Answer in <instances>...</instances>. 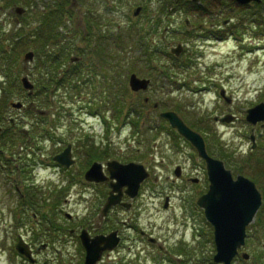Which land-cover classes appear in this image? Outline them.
<instances>
[{"label": "rangeland", "instance_id": "obj_1", "mask_svg": "<svg viewBox=\"0 0 264 264\" xmlns=\"http://www.w3.org/2000/svg\"><path fill=\"white\" fill-rule=\"evenodd\" d=\"M146 2L147 9L134 18L132 10ZM224 2L228 3L208 0V8L198 10L202 7L199 1L190 7L182 6L183 0H179L178 6L167 3L171 10L160 16L154 9L159 8L161 0L74 2L73 8H67L69 15L64 20L67 28L62 40L50 48L54 57L51 74L46 65L40 67L36 58L30 64L20 61L16 68V87L6 94L7 81L0 73V120L3 128L8 129L4 130L6 140H0V157L14 155V159L0 162V264H25L14 250L19 236L36 250L42 245L49 247L37 253L40 264L56 257H61L62 264H82L84 252L77 239L69 238L70 230L109 232L119 228L126 241L116 253L104 257L101 264H179L177 259L192 264L195 259L197 264L211 263L215 253L213 228L195 203L208 189L204 167L196 159L200 180L197 189L186 186L185 193L175 191L177 199L172 201L171 210H164L163 198L158 195L168 193L164 182L168 164L181 162L183 156L179 152L181 145L176 147L172 138L154 122L159 120V112L149 120L142 118L136 122V107L145 98H149L150 104H163L161 110L177 111L184 122L204 137L209 133L219 136L222 140L219 148L227 153L221 157L226 169L256 184L263 206L247 230L244 252L250 255V260L244 264H264V164H257L264 161V129L254 128L255 137L262 135L255 150L250 152L253 127L245 122L246 110L264 103V38L253 36L247 26L232 27L233 20L223 30V41L195 40L200 29L221 27L220 12L227 10ZM262 11L264 15V8ZM158 16L166 17L160 26ZM15 19L16 14L9 9L6 15L0 16V24L10 29L18 24ZM129 27L133 30L129 31ZM92 28L91 32L87 31ZM181 34L191 35V39ZM101 35H105L107 49H102L103 54L99 56L94 50ZM137 41L145 45L161 44L167 52L175 46L173 43L180 41L185 52L174 60L167 55L159 54L158 59L151 56L154 71H150L144 68L145 49H140ZM72 48L81 50L68 55ZM72 57L104 70L109 77L108 97V85H102L101 75L93 78L97 70L77 68L70 61ZM0 71H3L1 61ZM131 74L149 79L150 88L139 94L132 93L128 87ZM25 76L37 84L30 98L19 83ZM221 89L232 100L231 108L218 96ZM194 90H198V95H193ZM114 100L125 103L117 117L112 110ZM16 103L24 107L20 111L12 109L11 105ZM228 109L238 120L229 125L215 123L214 118ZM103 119L107 121L108 138ZM10 120L15 124L9 126ZM46 135H51L54 143ZM208 142L210 150L216 152L213 142L210 139ZM68 145L72 146L74 167L70 171H54L52 158ZM90 153L89 158L103 163L108 159L149 163L152 177L156 175L159 181L146 184L135 212L115 211L108 219L101 220L99 197L103 189H90L80 180L88 169ZM237 168L242 170L238 172ZM19 189L25 194V206L18 205ZM151 193L154 199L149 198ZM182 198L187 200V205L182 204ZM185 210L194 216V223L184 220ZM67 214L71 221L67 220ZM128 218L134 219L137 228H145L160 239L164 250L145 247L137 256V244L131 241L134 237L129 229L131 224H122ZM234 264L243 263L239 259Z\"/></svg>", "mask_w": 264, "mask_h": 264}, {"label": "water", "instance_id": "obj_2", "mask_svg": "<svg viewBox=\"0 0 264 264\" xmlns=\"http://www.w3.org/2000/svg\"><path fill=\"white\" fill-rule=\"evenodd\" d=\"M235 1L241 5L260 3V0ZM15 12L21 15L23 10L16 9ZM139 12L140 10L138 9L134 15L137 16ZM173 53L177 52L173 51ZM32 59V53L25 55V62L32 61ZM21 82L25 90L31 91L33 89L27 78H23ZM130 87L134 91L146 89L147 82L139 81L135 76H132ZM13 108L20 109L21 104L13 105ZM247 114L246 120L253 125L258 122H264V105L261 104L248 110ZM164 117L170 120L171 126L176 128L181 136L192 143L197 149L199 157L206 162L210 183L209 191L199 199L197 205L204 210L207 222L214 228V243L216 247L214 263L231 264L232 260L237 256L238 250L244 246L246 228L252 223L255 214L261 206V196L254 184L249 180L238 177L236 181H233L230 173L224 170L221 162L208 157L203 139L184 126L175 115L166 114ZM68 153L69 151L66 150L65 153L59 156L61 162L68 157ZM108 168L112 180H116L118 184H127L130 189L135 187L137 190L140 182L147 177L143 168L134 164L122 166L118 163H112L108 165ZM93 171L87 174V178H91ZM112 189L113 192L117 191L115 190L116 184ZM136 190L134 191L136 192ZM117 199L111 196L108 204H113L114 201L117 202ZM81 240L87 251L86 264H95L100 259L101 253L111 248L108 244L102 248L99 246V242L89 244L84 233L81 235ZM17 249L20 254L30 257V252L26 245L21 243ZM243 258L247 260L248 256L243 255Z\"/></svg>", "mask_w": 264, "mask_h": 264}, {"label": "trees", "instance_id": "obj_3", "mask_svg": "<svg viewBox=\"0 0 264 264\" xmlns=\"http://www.w3.org/2000/svg\"><path fill=\"white\" fill-rule=\"evenodd\" d=\"M74 1V0H73ZM72 0H0V16L6 15V11L13 9L15 7H22L26 10V13L22 17H16L18 22L17 25L7 29L0 24V61L2 63V70L0 73L4 76L7 81V90L5 89L4 93L10 92V89L16 87L17 66L19 62L22 61L24 54L32 49L36 59L39 64L47 67L49 74H51V65L53 64L54 57L52 56V46L55 47L62 40L61 36L64 33V29L67 28L64 21L69 11L67 8H73ZM77 2L83 0H75ZM179 0H162L159 8H167L170 5L178 6ZM199 2H205L206 0H198ZM183 0L182 6H192L191 2L185 3ZM147 4V3H146ZM146 9V6H144ZM203 8V7H202ZM208 8V6H207ZM249 8V7H248ZM248 8H245L244 11H241L240 17L241 21L245 22L246 17H251V21H248V24H252L255 30L258 32H264V15L262 9L264 8V0H261V4H254L252 11H249ZM198 9H201L199 7ZM165 12L161 11L158 15H163ZM157 18H160V17ZM205 16V15H204ZM228 16L227 18H229ZM162 21L158 19V23ZM128 30V29H126ZM133 30L132 27H129V31ZM103 41H99L97 44V54L101 56L102 49L104 46L101 44ZM119 42L117 48L119 50ZM79 49H70L68 50V55L73 52H77ZM148 50V48H146ZM151 53L148 55L147 60H144V66L149 68L150 71H154L152 67V62L154 59H151V56H158L160 49L157 46L151 47ZM159 57H157L158 59ZM127 61V60H123ZM152 61V62H151ZM77 68H80L79 66ZM58 73V71H54ZM80 72L76 71V74ZM124 107V105H123ZM2 135H7L6 132ZM1 135V136H2ZM222 156V154H220ZM3 158V157H2Z\"/></svg>", "mask_w": 264, "mask_h": 264}, {"label": "flooded vegetation", "instance_id": "obj_4", "mask_svg": "<svg viewBox=\"0 0 264 264\" xmlns=\"http://www.w3.org/2000/svg\"><path fill=\"white\" fill-rule=\"evenodd\" d=\"M150 112H148V113H145V116H146V118L147 119H149L150 118ZM59 154V153H58ZM190 159H193L192 157H189ZM197 162H198V159H197ZM54 166H56V164H54ZM191 169H193L194 170V172L198 175V164L197 163H195L194 164V166H192L191 167ZM187 171V169H186V167L185 168H182L181 167V170H180V178H181V180H182V183L185 185V183H192L194 180H197L196 178H192L191 177V175L189 174V176H187L188 175V173H184V172H186ZM173 172H175V171H173ZM192 174V173H191ZM168 180V179H167ZM198 181V180H197ZM196 184V183H195ZM109 186V184L108 183H105V184H102V185H99V188H101V189H103L102 190V193H101V195H100V197H99V205H102V206H104V204H105V202H106V198H107V196H108V193H109V188H108V190H107V187ZM121 201H122V203H125L126 201H129V198L126 196V194H125V190H123L122 191V195H121ZM132 203L133 202H135V200H133V201H131ZM117 208H120L121 209V207H116V208H114L113 210H112V213L114 212V211H116L117 210ZM133 233L135 234V236L132 238V242H135V244H137V247L135 248L137 251L141 248V245L143 246V245H146V243H150V244H152V245H154V246H156L157 248H159V249H162V246L159 244V241L157 240V239H154V240H156V242H150V239H153V236H152V234H149V233H147L146 231H144L143 229H134V231H133ZM96 234H94L93 236H95ZM97 235H101V233H97ZM123 238H121V240H122ZM142 251H143V249H142ZM36 260H37V264H40V259H39V256L37 255L36 256ZM52 262H54L55 264H62V262L59 260V259H57V258H51L50 260H49V263H47V264H53Z\"/></svg>", "mask_w": 264, "mask_h": 264}, {"label": "bare ground", "instance_id": "obj_5", "mask_svg": "<svg viewBox=\"0 0 264 264\" xmlns=\"http://www.w3.org/2000/svg\"><path fill=\"white\" fill-rule=\"evenodd\" d=\"M92 35H94V34H92Z\"/></svg>", "mask_w": 264, "mask_h": 264}]
</instances>
